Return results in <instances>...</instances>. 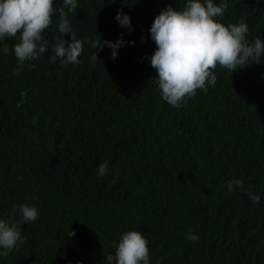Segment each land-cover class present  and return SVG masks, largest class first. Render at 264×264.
Listing matches in <instances>:
<instances>
[{
    "label": "trees",
    "instance_id": "16d2710c",
    "mask_svg": "<svg viewBox=\"0 0 264 264\" xmlns=\"http://www.w3.org/2000/svg\"><path fill=\"white\" fill-rule=\"evenodd\" d=\"M185 3L77 0L69 17L77 38L122 36L115 59L105 46L92 63L85 43L78 65L51 63L49 49L16 75L17 58L0 45V218L13 204L39 213L0 264H107L112 241L129 230L148 240L150 264H264V55L233 73L218 65L215 87L169 105L146 59L156 48L149 29L167 5ZM62 4L53 0L54 9ZM228 5L219 22L243 18L247 40H264V0ZM121 8L131 32L115 19ZM52 21L43 33L50 42L58 13ZM104 161L108 171L97 176ZM233 178L260 203L229 192Z\"/></svg>",
    "mask_w": 264,
    "mask_h": 264
},
{
    "label": "clouds",
    "instance_id": "9594fccd",
    "mask_svg": "<svg viewBox=\"0 0 264 264\" xmlns=\"http://www.w3.org/2000/svg\"><path fill=\"white\" fill-rule=\"evenodd\" d=\"M77 7V0H63L62 6L55 9L53 0H0V45L4 54L11 50L17 58V67L11 69L14 74L18 75L26 62L39 59L49 49L53 53L51 63L59 59L63 65H78L85 43L94 50L92 63L105 46L111 48L112 59L117 57V50L126 43L122 36L116 42L102 40L99 35L98 39L77 38L69 19ZM228 7V0L218 5L213 0H186L182 10L169 4L155 16L149 33L156 48L146 59L155 69L158 90L169 105L179 108L186 103V97L196 96L198 89L207 93L208 85L215 87L218 77L214 69L218 65L233 73L249 66L250 61L260 63L264 40L260 36L251 43L247 40L249 28L244 19L227 26L219 22ZM54 13H58L59 34L50 42L43 33L52 24ZM115 19L121 27L133 31L130 16L122 8ZM65 35H70L71 40L64 39ZM9 39L16 43L9 45ZM29 66L36 67L34 63ZM107 171L108 162L104 161L98 166L97 176H104ZM227 189H239L246 192L253 204L260 203V196L245 188L243 179L229 180ZM38 216L35 205L13 204L11 213L0 218V256H8L25 242L22 225L34 223ZM67 235L74 236L75 231L69 230ZM187 239L198 242L200 237L190 229ZM111 247L115 252L104 257L107 264H150L148 240L139 230L121 233Z\"/></svg>",
    "mask_w": 264,
    "mask_h": 264
}]
</instances>
